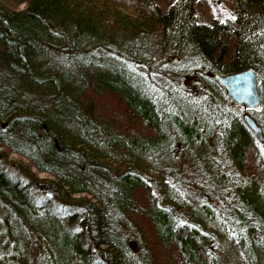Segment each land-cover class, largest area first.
Wrapping results in <instances>:
<instances>
[{
    "label": "trees",
    "instance_id": "16d2710c",
    "mask_svg": "<svg viewBox=\"0 0 264 264\" xmlns=\"http://www.w3.org/2000/svg\"><path fill=\"white\" fill-rule=\"evenodd\" d=\"M154 1L0 0V264H264V0ZM244 69L258 110L214 79Z\"/></svg>",
    "mask_w": 264,
    "mask_h": 264
},
{
    "label": "rangeland",
    "instance_id": "374dc122",
    "mask_svg": "<svg viewBox=\"0 0 264 264\" xmlns=\"http://www.w3.org/2000/svg\"><path fill=\"white\" fill-rule=\"evenodd\" d=\"M169 0H155L154 2L157 3L158 5H161L162 8L164 7L163 4ZM196 3L198 5V16L199 19L202 21H207L208 19H212L213 15H215V13H220V14H227L229 9V2L228 0H196ZM22 6V5H20ZM127 11L129 13H131L130 10L127 9ZM173 60V57H170V61ZM176 62V61H175ZM183 84L190 90L192 91L194 94H197V82L194 79H184L183 80ZM103 109H107L109 110V106H111L110 109L115 110L117 113H119L120 115H116L119 117H124L126 118L127 116H124V112L122 110L121 107L117 106V100L109 95H106L105 99L103 100ZM115 115V114H114ZM121 121H119L120 123ZM126 122V121H125ZM128 127V125H131V122H126L125 125L120 126V127H124L126 126ZM5 153V151L3 150V148L0 147V168L9 176L12 178H19L21 179L23 182H26V180L22 177V175L20 174L19 170L20 167L22 168V166L25 167V165L28 166V161L26 159H24L23 157H20L16 154H6V156H2L1 154ZM35 177L33 178V183H31L32 185H30V190L34 196L36 195L38 198L42 197L45 198V193L44 191L42 192L40 189L37 190L36 189V184H38L39 186L41 185H45V184H49L50 187H52L54 189V185L52 184L51 181H53L54 179L49 176L48 174H44V173H37L34 169L31 170ZM35 171V172H34ZM35 184V185H34ZM52 198V197H51ZM57 204V201H54ZM130 241H133L136 244V240L134 239H130Z\"/></svg>",
    "mask_w": 264,
    "mask_h": 264
},
{
    "label": "water",
    "instance_id": "95a60500",
    "mask_svg": "<svg viewBox=\"0 0 264 264\" xmlns=\"http://www.w3.org/2000/svg\"><path fill=\"white\" fill-rule=\"evenodd\" d=\"M176 61L171 60L172 63ZM214 79L224 88L228 100L239 110H258L260 108V98L258 93L259 79L251 69H244L232 74L221 76L214 75ZM243 122L246 127L252 132L255 138L260 142H264V136L260 126L254 118L247 112L242 115ZM48 195L54 193V189L49 184L38 187ZM132 250H135L136 244L133 241L128 242Z\"/></svg>",
    "mask_w": 264,
    "mask_h": 264
}]
</instances>
